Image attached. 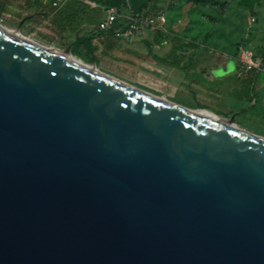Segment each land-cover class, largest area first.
<instances>
[{
	"label": "water",
	"instance_id": "water-1",
	"mask_svg": "<svg viewBox=\"0 0 264 264\" xmlns=\"http://www.w3.org/2000/svg\"><path fill=\"white\" fill-rule=\"evenodd\" d=\"M51 49L0 28V264H264V138Z\"/></svg>",
	"mask_w": 264,
	"mask_h": 264
},
{
	"label": "crops",
	"instance_id": "crops-1",
	"mask_svg": "<svg viewBox=\"0 0 264 264\" xmlns=\"http://www.w3.org/2000/svg\"><path fill=\"white\" fill-rule=\"evenodd\" d=\"M112 28L97 29L105 10L84 0H68L61 7L51 0H0V22L33 42L70 53L101 72L136 88L189 109L211 110L220 118L234 116L238 127L264 138V0L247 19L255 21L240 45L251 50L259 67L246 70L239 50L223 51L185 38L184 25L170 22L150 1L138 11L136 30L126 37L121 9ZM162 14L161 29L146 24L150 15ZM200 106L202 108H197ZM207 113V112H205Z\"/></svg>",
	"mask_w": 264,
	"mask_h": 264
},
{
	"label": "rangeland",
	"instance_id": "rangeland-1",
	"mask_svg": "<svg viewBox=\"0 0 264 264\" xmlns=\"http://www.w3.org/2000/svg\"><path fill=\"white\" fill-rule=\"evenodd\" d=\"M220 4L202 5L190 0H158L159 10L170 13V22L184 25L185 38L223 51L238 50L250 28L239 0H218ZM1 23V22H0ZM243 44V43H242Z\"/></svg>",
	"mask_w": 264,
	"mask_h": 264
},
{
	"label": "built area",
	"instance_id": "built-area-1",
	"mask_svg": "<svg viewBox=\"0 0 264 264\" xmlns=\"http://www.w3.org/2000/svg\"><path fill=\"white\" fill-rule=\"evenodd\" d=\"M68 0H51L53 7L59 8ZM84 2L92 7H99L100 4L95 1L84 0ZM105 16L97 23V29L100 31H108L112 28L117 16L121 15V9L125 10V18L127 20V28L124 31L116 30L117 36L126 37L132 34L138 25L139 13H134L130 10L128 4L121 8L105 7ZM255 21V17L250 15L248 17V23L252 24ZM165 18L162 14L150 15L146 18V24L161 29L160 25L164 24ZM239 50V63L242 68L250 70L252 68L259 67V63L255 60L254 54L251 50L245 48L243 45H238Z\"/></svg>",
	"mask_w": 264,
	"mask_h": 264
},
{
	"label": "trees",
	"instance_id": "trees-1",
	"mask_svg": "<svg viewBox=\"0 0 264 264\" xmlns=\"http://www.w3.org/2000/svg\"><path fill=\"white\" fill-rule=\"evenodd\" d=\"M90 1H95L105 7H115V8H121L126 6V4H128L132 12L138 13V11L144 8L148 2L153 1V4L155 5L158 0H90ZM190 1L202 5L222 4L219 3L218 0H190ZM259 2L260 0H239L238 4L242 6L244 9H247L248 11L252 12L254 6L257 5ZM197 108H202V107L197 106Z\"/></svg>",
	"mask_w": 264,
	"mask_h": 264
},
{
	"label": "bare ground",
	"instance_id": "bare-ground-1",
	"mask_svg": "<svg viewBox=\"0 0 264 264\" xmlns=\"http://www.w3.org/2000/svg\"><path fill=\"white\" fill-rule=\"evenodd\" d=\"M0 28L3 29V30H5V31H7V32H9V33H11V34H13V35H16V36H18V37H21V38H23V39H25V40H28V41H30V42H33V41H31L30 39H28L27 37H25V36H23L22 34H20V32H19L18 29L16 30V29L8 28V27L2 25L1 23H0ZM51 48H52V47H51ZM51 50L54 51V52H59V51H58L57 49H55V48H52ZM61 56L65 57V58H67V59H70V60H72V61H74V62H77V63H79V64H81V65H84V66H86V67H88V68H90V69H93V70H96V69H97V68H95V67H94L93 65H91V64H86V63H84L83 61H81L80 59L76 58V57L73 56L72 54H61ZM197 112L202 113V114H204V115H206V116H208V117H211V118H213V119H215V120H218V121L222 122V120H221L219 117L212 116V115H210V114H208V113H205L204 111H201V110H199V111H197ZM233 127L238 128V127H236V126H234V125H233Z\"/></svg>",
	"mask_w": 264,
	"mask_h": 264
}]
</instances>
